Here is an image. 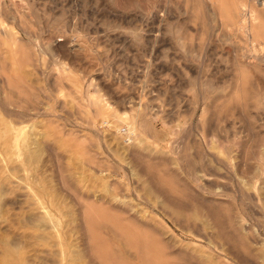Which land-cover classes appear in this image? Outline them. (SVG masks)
<instances>
[{
	"label": "rangeland",
	"instance_id": "374dc122",
	"mask_svg": "<svg viewBox=\"0 0 264 264\" xmlns=\"http://www.w3.org/2000/svg\"><path fill=\"white\" fill-rule=\"evenodd\" d=\"M147 1L139 0L146 12L130 10L132 21L122 23L127 29L121 33L112 29L109 0H0L1 264H76L78 257L77 264H98L107 255L104 264L110 257L107 264H140L136 251L146 264L136 247L140 241L128 245L108 217L133 234L149 233L167 264H264L262 181L256 186L259 203L249 199L264 152V102L256 106L251 88L245 107L235 95L236 70L257 54L250 47L264 33L250 38L241 8L221 24L210 19L207 0ZM256 9L264 30V7ZM208 83L220 89L217 98L208 94ZM95 93L97 105L90 99ZM221 101L227 104L222 109ZM116 115L122 128L136 124L130 142L126 132L110 128ZM88 211L91 228L97 215L107 217L94 228L101 252L86 244L88 224L82 222ZM49 220L59 221L57 229Z\"/></svg>",
	"mask_w": 264,
	"mask_h": 264
},
{
	"label": "bare ground",
	"instance_id": "6f19581e",
	"mask_svg": "<svg viewBox=\"0 0 264 264\" xmlns=\"http://www.w3.org/2000/svg\"><path fill=\"white\" fill-rule=\"evenodd\" d=\"M150 1V0H149ZM204 1V0H203ZM243 2L241 3L242 5L241 6H238V4L236 3V0H233L232 1V3H228V1L227 0H207L205 3H206V9H207V11H208V13H209V15H210V19L212 20V21H219L221 24H223L227 19L228 20H230L231 21V19L235 16V15H237V14H239L240 13V8H241V10H242V13H241V16H242V20H243V24H244V26H246L247 28H246V30H247V33H248V35L250 36V38H251V36H252V34H253V32H255V34L256 33H264V30H259V25L257 24V20L259 21V18H258V11H257V9H256V5H260L261 6V8L262 7H264V0H242ZM146 2H148L147 0H146ZM167 2V1H166ZM109 3L112 5V8H113V10H114V12H115V14H114V16H115V18H116V20H115V23H114V25L112 26V29L113 30H121L120 32L121 33H123V32H125V29H127V28H125V26H122V23H127L128 21H132V20H130V19H132L133 17L131 16V18L129 17L130 15L128 14L129 12H130V10L131 11H133V10H136V11H138L139 12V14H141V13H143V12H146L149 8L147 7V6H143V5H141V3L139 2V0H109ZM198 5V4H197ZM204 6H205V4H204ZM183 8V10H184V14L186 13L188 16H189V18H191L192 19V17H193V13H192V11H189L188 10V8L185 6H183L182 7ZM112 11V10H111ZM131 14V13H130ZM173 14V13H172ZM195 14V13H194ZM135 15H137V14H135ZM134 16V15H133ZM138 16V15H137ZM137 16H136V18H137ZM198 16H200V15H198ZM197 16V17H198ZM203 16V15H202ZM159 18V17H158ZM201 18H203V17H201ZM205 18V17H204ZM261 18V17H260ZM54 20V19H53ZM57 20V19H56ZM135 20V19H134ZM133 20V21H134ZM199 20V19H198ZM21 21V20H20ZM261 21H263V20H261ZM260 22V21H259ZM54 23V22H53ZM231 23V22H230ZM230 23H229V25H230ZM129 24H131L130 22H129ZM202 25V24H201ZM206 25V24H205ZM108 27H110V26H108ZM112 29H110V30H112ZM131 29V28H130ZM140 29V28H139ZM258 31H257V30ZM137 31H139V30H135V29H133V30H129V32L132 34V35H136V33H137ZM3 32V31H2ZM128 32V31H127ZM129 32H128V34H129ZM138 34V33H137ZM255 36V35H254ZM253 37V36H252ZM258 37H260V35H258ZM54 38V37H53ZM138 38V37H137ZM18 39V38H17ZM228 38H226V40H227ZM61 40L62 39H59V40H57L58 42L60 41V44H61ZM253 40H254V38H253ZM260 40H262V41H260ZM257 43H258V46L256 47H250V50L251 51H258L257 52V54L255 53V55H252V59L251 60H248L247 59V57H246V59L247 60H244L243 62H241L240 64H239V68L236 70V71H238V78H237V85H236V87H237V89H236V97L237 98H239L240 100L239 101H237V102H239L241 105H242V107H245L246 106V90H247V88H251V89H254L255 91H253L251 94H252V98L254 99V101H255V103H256V106H259L260 104H262V102H264V101H261V98H262V95H263V92L262 91H260V89H262V88H264V39H260ZM56 41V42H57ZM252 42V41H251ZM64 43V42H63ZM65 43H67V42H65ZM65 43H64V45H65ZM254 44H255V42H253ZM59 44V46H61ZM68 44V43H67ZM75 44V43H74ZM253 44V45H254ZM56 46H58V45H56ZM58 46V47H59ZM70 46H72V44L70 45ZM75 46V45H74ZM77 46V45H76ZM78 47V46H77ZM76 47V48H77ZM43 48V47H42ZM66 49V48H65ZM68 49H70V48H68ZM71 49H73V48H71ZM67 50V49H66ZM71 51V50H70ZM73 52H75V51H73L72 50V53ZM254 53V52H253ZM5 59V58H4ZM69 59H70V57H69ZM229 59V58H228ZM5 61H6V59H5ZM40 62V61H39ZM6 63V62H5ZM237 65V64H236ZM235 65V66H236ZM28 66V65H27ZM236 67H238V65L236 66ZM29 68H30V66H29ZM67 68V67H66ZM27 69V68H26ZM24 70V69H23ZM28 70V69H27ZM15 71V70H14ZM25 71V70H24ZM24 71H22L23 73H24ZM29 71V70H28ZM42 71V70H41ZM13 72V71H12ZM16 72V71H15ZM25 73H26V71H25ZM30 73V72H29ZM26 74H28V73H26ZM26 74H24V76L26 75ZM45 74H46V71H45ZM31 76H32V74H30ZM29 74L27 75V76H30ZM59 77V76H58ZM27 78V77H26ZM227 80V79H226ZM1 81V80H0ZM9 83L11 82V81H8ZM205 82V81H204ZM212 83V82H211ZM8 84V83H7ZM196 84V83H195ZM204 84V83H203ZM206 85H207V83H205ZM209 84V83H208ZM213 84V83H212ZM87 85H89V84H87ZM190 85L191 86H193V82L192 83H190ZM199 85V84H198ZM209 86V89H210V91L208 92V94H210V96H214V97H216L215 96V93H216V91L219 89L218 87L217 88H215V87H212L210 84L208 85ZM190 87V86H189ZM195 87V86H194ZM193 87V88H194ZM199 87V86H198ZM206 87V86H205ZM220 87V86H219ZM225 87H226V85H225ZM225 87H224V89H225ZM235 88V87H234ZM221 89H223V88H221ZM233 89V88H232ZM207 90V89H206ZM205 90V91H206ZM111 92L112 91H114V90H110ZM198 91V90H197ZM219 91H220V89H219ZM195 92V91H194ZM200 92V91H199ZM198 92V93H199ZM204 92V91H203ZM226 92V91H225ZM251 92V91H250ZM6 93V92H5ZM69 93V92H68ZM234 93V92H233ZM71 94V93H70ZM214 94V95H213ZM217 94V93H216ZM250 94V93H249ZM9 95H10V93H9ZM94 95H96V93L94 94ZM94 95H92L91 96V101L93 102V103H95L96 105L97 104H99V102H100V99H99V95L97 96H94ZM116 95V94H115ZM205 95V94H204ZM219 96L221 95V94H218ZM217 95V96H218ZM17 96H19V95H17ZM16 96V97H17ZM84 96V95H83ZM87 96V95H86ZM114 96V95H113ZM208 96V95H207ZM12 97H14V96H12ZM81 97V96H80ZM88 97V96H87ZM118 97V96H117ZM214 97H209L210 98V100H213L214 99ZM250 97V96H249ZM217 98V97H216ZM233 98V97H232ZM13 99H15V98H13ZM20 99H21V96H20ZM115 99H117V98H115ZM119 99V98H118ZM263 99V98H262ZM4 100V99H3ZM26 100V99H25ZM102 100V99H101ZM227 102H228V100L229 99H225ZM14 101V100H13ZM16 101H18L17 100V98H16ZM75 101V100H74ZM214 101V100H213ZM224 101V100H223ZM223 101H221L222 102V104L221 105H219V103H218V105H217V103H216V105L220 108V109H222L221 107L223 106V105H225V104H223ZM19 103L20 102H22V101H18ZM91 102V103H92ZM104 102V101H103ZM102 102V103H103ZM219 102V101H218ZM6 103H8V102H6ZM58 103V102H57ZM77 103V102H76ZM87 103V102H86ZM90 103V102H89ZM10 103H8V105H9ZM101 104V103H100ZM106 104H108V103H106L105 102V105ZM21 105V104H20ZM25 105V104H24ZM80 105V104H79ZM96 105H95V107H96ZM204 105V104H203ZM215 105V107H217ZM227 105V104H226ZM226 105L225 106H223V107H226ZM263 105V104H262ZM26 106V105H25ZM94 106V105H93ZM107 106V105H106ZM105 106V107H106ZM213 106V105H212ZM221 106V107H220ZM79 107V106H78ZM101 107V106H100ZM107 107H109V106H107ZM106 107V108H107ZM209 107V106H208ZM241 107V106H240ZM2 108V107H1ZM14 108V107H13ZM22 108V107H21ZM24 108V107H23ZM80 108V107H79ZM98 108H99V106H98ZM262 108V107H261ZM7 109V108H6ZM33 109V108H32ZM85 109V108H84ZM100 109V108H99ZM99 109H97V110H99ZM105 109V108H104ZM110 109V108H109ZM241 109V108H240ZM12 110V109H11ZM25 110H27V109H25ZM93 111H95L94 109H92ZM106 110H108V108L106 109ZM105 110V111H106ZM219 110V109H218ZM242 110V109H241ZM17 110H15V112H16ZM101 111H103V113H102V115L105 113L104 112V110H101ZM109 111V110H108ZM261 111V110H260ZM29 112V111H28ZM82 112V111H81ZM99 112H100V110H99ZM107 112V111H106ZM202 112H204V109H203V111ZM1 113V112H0ZM24 113V112H23ZM37 113V112H36ZM87 113H88V111H87ZM101 113V112H100ZM12 114V113H11ZM25 114V113H24ZM24 114H23V116H24ZM28 114V113H27ZM86 114V113H85ZM98 114V113H97ZM1 115V114H0ZM37 115V114H36ZM216 115V114H215ZM22 116V117H23ZM29 116V115H28ZM31 116V115H30ZM29 116V117H30ZM3 117V116H2ZM16 117V116H15ZM19 117V116H18ZM37 117V116H36ZM4 118V117H3ZM134 118V117H133ZM136 118V117H135ZM134 118V119H135ZM2 119V118H1ZM0 119V120H1ZM17 119V118H16ZM19 119V118H18ZM17 119V120H18ZM23 119V118H22ZM124 119V118H123ZM133 119V120H134ZM137 119V118H136ZM7 119H5V121H6ZM26 120V119H25ZM24 120V121H25ZM31 120V119H30ZM204 120V119H203ZM202 120V121H203ZM27 121V120H26ZM33 121V120H32ZM135 121V120H134ZM133 121V122H134ZM1 122V121H0ZM12 122V121H11ZM10 122V123H11ZM19 122V121H18ZM22 122V121H21ZM29 121H27V123H28ZM120 122H122L121 121V119H120V115L118 116V115H116L115 116V121L113 122V123H109L110 124V128H113V130H115V134H119L120 132H122V131H124V133L126 132L127 134H128V138L126 139V142L127 141H129L130 139H129V135H133V134H135V130L137 129L136 128V124L135 123H128V122H125L124 123V125L123 126H125V127H123L122 128V126L120 125ZM4 123V122H3ZM2 122H1V125L3 124ZM9 123V124H10ZM20 123V122H19ZM123 123V122H122ZM141 123V122H140ZM7 125H8V123H6ZM13 124V123H12ZM18 124V123H17ZM16 124V125H17ZM143 124V123H142ZM15 125V126H16ZM24 125V124H23ZM30 125V124H29ZM33 125V124H32ZM207 125V124H206ZM9 126V125H8ZM10 126H11V128L13 127L11 124H10ZM21 126H22V123H21ZM95 126V125H94ZM5 127V126H4ZM18 127V126H17ZM25 127V126H24ZM8 128V127H7ZM20 128V127H19ZM26 128H27V125H26ZM122 128V129H121ZM142 128H143V125H142ZM2 129V128H1ZM0 129V130H1ZM22 129V128H21ZM208 129V128H207ZM210 129V128H209ZM7 130V129H6ZM5 130V131H6ZM26 130V129H25ZM24 130V128H23V132L25 131ZM29 130V129H28ZM18 132L20 131L19 129L17 130ZM17 131H16V133H17ZM22 131V130H21ZM13 132V131H12ZM12 132H10V133H12ZM14 132H15V130H14ZM13 132V133H14ZM138 132H139V130H138ZM2 133H4L3 131H2ZM9 133V134H10ZM22 133V132H21ZM20 132H19V134L20 135H22ZM26 133V132H25ZM125 133V134H126ZM113 134V133H112ZM13 135H15V134H13ZM24 135V134H23ZM120 135V134H119ZM231 135V134H230ZM7 136V135H6ZM16 136H17V134H16ZM25 136V135H24ZM23 136V137H24ZM31 136V135H30ZM135 136V135H134ZM146 136V135H145ZM1 137V136H0ZM11 137V136H10ZM18 137H19V135H18ZM21 137V136H20ZM9 138V136L7 137V139ZM16 138V137H15ZM114 138H116L115 136H114ZM121 138V137H120ZM144 138V137H143ZM12 139H14V138H12ZM20 139V138H19ZM2 140V139H1ZM10 140V139H9ZM18 140V139H17ZM21 142H22V137H21ZM19 140V141H20ZM12 141V140H11ZM118 141V140H117ZM123 141H125V139L123 140ZM141 141H142V139H141ZM145 141V140H144ZM1 142H3V140L1 141ZM5 142V141H4ZM3 142V143H4ZM10 142V141H9ZM130 142V141H129ZM3 143H1V144H3ZM13 143V142H12ZM16 143H17V141H16ZM121 143V142H120ZM137 143H138V141H137ZM5 144V143H4ZM21 144V143H20ZM23 144V143H22ZM25 144H27V143H25ZM126 144V143H125ZM37 145V144H36ZM38 145L40 146V144L38 143ZM129 145V144H128ZM38 146V147H39ZM123 146H124V144H123ZM154 146H156V145H154ZM14 147H17V146H14ZM35 147V146H34ZM157 148V147H156ZM228 148H231V147H228ZM125 147H124V151H125ZM10 150H12V149H10ZM10 150H9V152H10ZM127 150V149H126ZM230 150V149H229ZM15 151H16V154H17V152H19L18 151V149L16 150L15 149ZM117 151V150H116ZM228 151V150H227ZM13 152V155H14V151H12ZM39 152V151H38ZM231 152V151H230ZM3 153V152H2ZM5 153H7V151L5 152ZM20 153L21 152H19V156H20ZM121 153V152H120ZM129 153V152H128ZM229 153V152H228ZM261 153V152H260ZM12 154V153H11ZM12 155V156H13ZM27 155V154H26ZM229 155V154H228ZM231 155V154H230ZM11 156V155H10ZM212 156H214V155H212ZM8 157H9V155H8ZM7 157V158H8ZM14 157V156H13ZM17 157H18V154H17ZM27 157H29V155H27ZM35 157V156H34ZM37 157V156H36ZM11 158V157H10ZM19 158V157H18ZM32 157H30V159H31ZM216 158V157H215ZM29 159V158H28ZM200 159V158H199ZM20 160H22V159H20ZM19 160V161H20ZM216 160H217V158H216ZM1 161V160H0ZM219 161V160H218ZM9 162V161H8ZM27 162V161H26ZM13 163V162H12ZM15 163V162H14ZM21 164L23 163V161H21L20 162ZM209 163V162H208ZM219 163H221V162H219ZM20 164V166H23V165H21ZM228 164V163H227ZM226 164V165H227ZM27 165V164H26ZM219 165V164H218ZM223 165V164H222ZM25 166V165H24ZM24 166H23V168H24ZM207 166V165H206ZM254 168V167H253ZM15 169V168H14ZM18 169H19V167H18ZM21 169V168H20ZM27 169H28V165H27ZM244 169V168H243ZM244 170H246V167H245V169ZM243 170V171H244ZM13 171V170H12ZM204 171H206V170H204ZM109 172V171H108ZM91 173V172H90ZM207 173V172H206ZM209 173V172H208ZM207 173V174H208ZM12 174V173H11ZM126 174V173H125ZM204 174V173H203ZM196 175V174H195ZM213 175V174H212ZM252 175V174H251ZM205 176V175H204ZM211 177V176H210ZM252 178H254L255 179V181H253L254 179H252V181L254 182V185H253V183H252V181H250V183H252V185H251V187L252 186H254V188H255V190L253 189H251L252 190V194L251 195H249V199H251V201L252 200H255L254 198H256V200L258 199V200H260L259 199V197H257V195L259 196V192L258 193H256L257 191H260V190H256L257 189V187L259 186H257V182L259 183V182H261L262 181V183H260V184H264V152L262 153V155H260L259 156V160H258V163H257V168H256V170L254 171V174L251 176ZM212 178V177H211ZM218 178V177H217ZM196 179H197V177H196ZM208 179V178H207ZM227 179V178H226ZM91 180V179H90ZM209 180V179H208ZM225 180V179H224ZM196 181V180H195ZM205 181H207L206 179H205ZM229 181V180H228ZM207 183V182H206ZM210 183V182H209ZM203 184V183H202ZM243 184V183H242ZM63 185V184H62ZM209 186H210V184H209ZM257 186V187H256ZM205 187V186H204ZM207 188H209V187H207ZM206 187H205V189H207ZM211 188V187H210ZM253 188V187H252ZM261 188V187H260ZM128 189V188H127ZM213 189V188H212ZM249 189V188H248ZM207 190H209V189H207ZM158 191H160V190H158ZM166 191V190H165ZM169 191H171L170 189H169ZM210 191V190H209ZM212 191V190H211ZM264 191V190H263ZM38 192V191H37ZM202 192H204L205 193V191H202ZM219 192V191H218ZM222 192V191H221ZM208 193V192H207ZM212 193H214V191L212 192ZM250 193H251V191H250ZM8 194V193H7ZM113 194V193H112ZM219 194V193H218ZM257 194V195H256ZM262 195V193L260 194V196ZM117 196V195H116ZM263 196V195H262ZM51 197V196H50ZM114 197H115V195H114ZM119 198H121V197H119ZM120 200V199H119ZM204 200H205V198H204ZM258 200L256 201V202H258ZM34 201V200H33ZM206 201V200H205ZM42 202V201H41ZM44 203V202H43ZM79 203H81L80 201H79ZM161 203V202H160ZM259 203V202H258ZM41 204V203H40ZM54 204H57V203H54ZM83 204V203H82ZM42 205V204H41ZM41 205H39L41 208H42V206ZM259 205V204H258ZM83 207H85V205L83 206ZM56 208V207H55ZM88 209H89V207H87ZM86 208V210H88ZM84 209V208H83ZM21 210V209H20ZM39 210H40V208H39ZM86 210H85V213H86ZM90 210V209H89ZM31 211V210H30ZM45 211H47L46 209H45ZM91 211V210H90ZM90 211H88L87 212V214L90 212ZM94 211V210H93ZM92 211V212H93ZM48 212V211H47ZM84 212V211H83ZM92 212H91V214H92ZM42 213H44V211L42 212ZM41 213V214H42ZM49 213V212H48ZM95 213H98L99 214V212H95ZM101 213V212H100ZM102 214V213H101ZM97 215L96 216V219L95 218H93V219H95L96 221L95 222H97V221H101L100 219L102 218V217H104V215L102 216V215ZM105 214V213H104ZM80 215V214H79ZM83 215H85V214H83ZM46 216V215H45ZM44 216V218H46ZM52 216H53V214H52ZM52 216H49V218H51L52 219ZM81 216H82V214H81ZM80 216V217H81ZM87 215H85V217H86ZM102 216V217H101ZM149 216V215H148ZM155 216V215H154ZM79 217V218H80ZM101 217V218H100ZM106 217V216H105ZM104 217V218H105ZM112 217V216H111ZM83 217H81V219H82ZM107 218V217H106ZM50 219V220H51ZM73 219H74V216H73ZM88 219H90V213L88 214V216L85 218V223L84 222H82L83 224H88V225H90V227H88V225H87V227L86 228H88V233H89V241L88 242H90V244L87 242L86 244H88V246H90V247H92V248H96V249H98V247H99V243H98V241H95L96 240V237H94L95 235H94V232H95V230H94V228H97L98 226V224H99V222H98V224L97 223H94L93 225H95L96 224V226L94 227V228H91L92 226H91V224H90V222H89V220ZM103 219V218H102ZM116 219L117 218H115V220L114 219H112V218H110V220H109V217H108V221H109V225L111 226V228L113 229V231L114 232H116V234L118 233V235H120L121 237H123V238H125V240L127 241V244L128 245H131L132 243H133V241L134 242H136L137 240H139L140 241V245L138 246V245H136V244H132L133 246L134 245H136V247L139 249V254H140V252L141 253H143V256H146L147 257V259H146V261H145V263L146 264H167V262H166V259L160 254V252H159V247L156 249V246H155V242H154V240L155 239H152V237L151 236H149V233L147 234V232L145 231V233H140V231H137V233H135V234H133V231L132 232H128L125 228H123L122 226H120L119 224H118V222L116 221ZM50 220H49V222L48 223H50ZM55 220V219H54ZM59 220V219H58ZM55 221L54 223L56 224V222L58 223L59 221ZM118 220V219H117ZM42 221V220H41ZM44 222L45 221H47V218H46V220H43ZM102 221H104V219L102 220ZM108 221H106V223L108 224ZM38 222V221H37ZM43 222V223H44ZM70 222V221H69ZM93 222V221H92ZM105 222V221H104ZM103 222V223H104ZM120 222V221H119ZM243 222H244V220H243ZM246 222V221H245ZM244 222V223H245ZM39 223V222H38ZM53 222L52 223H50V224H54ZM72 223H73V221H72ZM106 223L104 224V225H106ZM46 225H48L47 223H45ZM45 224H43V225H45ZM61 224V223H60ZM70 224V223H69ZM121 224V223H120ZM249 224V223H248ZM19 225H20V223H19ZM34 225V224H33ZM40 225H42V224H40ZM57 225V224H56ZM56 225H53V229L54 228H56V227H54V226H56ZM59 225V224H58ZM58 225H57V227H58ZM72 225V224H71ZM76 225V224H75ZM103 225V226H104ZM36 226V225H35ZM49 226H51V225H48V227L47 228H45L46 230H48L49 229ZM67 226H70V225H67ZM101 226V225H100ZM102 226V227H103ZM198 226V225H197ZM250 226V225H249ZM39 227V229L40 230H42L43 231V229H41L40 227L41 226H38ZM43 227H45V226H43ZM42 227V228H43ZM64 227V226H63ZM72 227V226H71ZM74 227V226H73ZM101 227V228H102ZM52 228V227H51ZM69 228V227H68ZM99 228V227H98ZM105 228V227H104ZM57 229V228H56ZM55 229V230H56ZM65 229H67V227L65 228ZM84 229V228H83ZM94 231H93V230ZM107 229V228H106ZM105 229V230H106ZM229 229V228H228ZM35 230H37V229H35ZM59 230V229H58ZM61 230V229H60ZM59 230V231H60ZM97 230V229H96ZM99 231H100V229H98ZM247 230H248V228H247ZM246 229H245V231H247ZM81 231H83V230H81ZM86 232H84V233H87V230H85ZM99 231H98V233H99ZM46 232V231H45ZM45 232H43V234L45 233ZM48 232V231H47ZM49 232H51L50 230H49ZM48 232V233H49ZM97 232V231H96ZM95 232V233H96ZM101 232V231H100ZM107 232H108V230H107ZM142 232V231H141ZM251 232V231H250ZM54 233V232H53ZM53 233L51 232L50 234L51 235H53ZM57 233V232H56ZM56 233H54L55 234V236H56ZM83 233V234H84ZM109 233V232H108ZM42 234V233H41ZM49 234V236H51ZM72 234V233H71ZM101 234H103V233H101ZM38 235V234H37ZM46 235V234H45ZM58 235H60V233L58 232ZM108 235V234H107ZM110 235V234H109ZM85 236V235H84ZM97 236V235H96ZM61 237V236H60ZM155 237V236H154ZM32 238H34V237H32ZM38 238V237H37ZM44 238H46V237H44ZM54 238V237H53ZM52 238V239H53ZM56 238V237H55ZM111 238V237H110ZM260 238V237H259ZM40 239H41V237H40ZM43 239V238H42ZM57 240L59 239L58 237L56 238ZM112 239V238H111ZM44 240V239H43ZM60 240V239H59ZM207 240V239H206ZM209 240V239H208ZM251 240V239H250ZM44 241H46V240H44ZM54 241V240H53ZM60 241H62V240H60ZM102 241V240H101ZM111 241V240H110ZM109 241V242H110ZM113 241V240H112ZM111 241V243H113L115 246H117L116 245V243H114V242H112ZM120 241V240H119ZM138 241V242H139ZM253 241V240H252ZM256 241V240H255ZM58 242V241H57ZM57 242H55V243H57ZM68 242V241H67ZM102 242H104V241H102ZM117 242V241H116ZM137 242V244H139ZM218 242V241H217ZM254 242V241H253ZM58 243H60V242H58ZM106 243H108V242H106ZM110 243V244H111ZM210 243V242H209ZM85 244V245H86ZM122 244V243H121ZM121 244H119V245H121ZM159 244V243H158ZM238 244V243H237ZM55 245V244H54ZM68 245H70V246H72L71 244H68ZM64 245H61L60 246V248L62 247V250H63V248H65V246L63 247ZM88 246H87V249H88V251L89 250H91V251H93L94 252V250L95 249H93L92 250V248H88ZM98 246V247H97ZM122 246V245H121ZM120 246V247H121ZM124 246H126V248L128 247L127 245H125V243H123V247ZM158 246H160V244L158 245ZM51 247H53V246H51ZM56 247V246H55ZM58 247V246H57ZM108 247V249H110V250H112V245H111V247L109 248V246H107ZM119 246H118V248H120ZM130 248H132L131 246H129ZM161 247V246H160ZM59 248V250H61ZM125 248V249H126ZM164 248V247H163ZM201 248V247H200ZM100 249V248H99ZM98 249V250H99ZM104 249V248H103ZM124 250V248H122L121 247V252ZM132 249H134V248H132ZM70 250V249H69ZM73 250V249H72ZM98 250H96L98 253H100ZM102 250V249H101ZM113 250H114V248H113ZM112 250V251H113ZM130 250V253H131V249H129L128 248V251ZM134 250H136V249H134ZM160 250H161V252H162V249L160 248ZM164 250H165V248H164ZM91 251H89V253L91 252ZM104 252H105V250H103ZM125 251H127V250H124L123 252L124 253H126L127 254V252H125ZM4 252V251H3ZM11 252V251H10ZM18 252V251H17ZM20 252V251H19ZM78 252V251H77ZM119 252V251H118ZM122 252V253H123ZM133 252V251H132ZM220 252V251H219ZM1 253V252H0ZM53 253V252H52ZM55 253V252H54ZM53 253V254H54ZM61 253L62 254H65V253H63L62 251H61ZM61 253H59V254H61ZM74 253H76V252H73V254ZM92 253V252H91ZM110 253H112V252H110ZM221 253V252H220ZM2 254V253H1ZM8 254V253H7ZM18 256H19V254L18 253H16ZM52 254V255H53ZM68 254V253H67ZM72 254V255H73ZM77 254V253H76ZM76 254L74 255V257L73 256H71V257H73V258H76ZM97 254V253H96ZM96 254L94 255V256H96ZM106 254V253H105ZM104 254V255H105ZM136 254H137V256H138V260H139V263L140 264H142V258H143V260H144V257H142V255L141 256H139L138 255V253H137V251H136ZM22 255V254H21ZM55 255V254H54ZM58 255V252H57V254H56V256ZM103 255V253H100L98 256H99V258H102L101 256ZM124 255V254H123ZM128 255H129V253H128ZM128 255L126 256V257H128ZM131 255L133 256V254L131 253ZM59 256V255H58ZM57 256V257H58ZM67 256V255H66ZM97 256V257H98ZM108 256V255H107ZM107 256H106V258H107ZM114 256H115V258H118L117 256H116V254H114ZM130 256V255H129ZM131 256V260H132V258L134 257H132ZM14 257V256H13ZM17 257V256H16ZM22 257V256H21ZM78 257V256H77ZM104 257V256H103ZM220 257V256H219ZM23 258V257H22ZM94 258H96V257H94ZM105 257H104V259H98V258H96L97 260V262L98 261H100V263L98 262V264H101V262L103 263V261H105V259H106ZM124 258V257H123ZM135 258V257H134ZM133 258V259H134ZM2 259V258H1ZM16 259V258H15ZM21 259V258H20ZM77 259V258H76ZM76 259H74V263H76L77 264V262L75 261ZM109 259H111V257L109 258ZM108 259V261L106 262V264L110 261ZM124 259H126V258H124ZM128 259V258H127ZM17 260V259H16ZM22 260V259H21ZM70 260V259H69ZM73 259H71V261H72ZM77 260H79V257H78V259ZM129 260V259H128ZM138 260H136V261H138ZM22 261H24V259L22 260ZM70 261V262H71ZM80 261V260H79ZM130 261V260H129ZM2 262V261H1ZM68 262V261H67ZM67 262H66V264H67ZM69 262V263H70ZM73 262V261H72ZM132 261H130V263H131ZM133 262H134V260H133ZM132 262V263H133ZM17 263V262H16ZM79 263H81V262H78V264ZM114 263H115V261H114ZM1 264V263H0ZM3 264H4V262H3ZM6 264V263H5ZM21 264V263H20ZM104 264V263H103ZM116 264H117V262H116ZM127 264H129L128 263V261H127ZM135 264H136V262H135ZM138 264V263H137Z\"/></svg>",
	"mask_w": 264,
	"mask_h": 264
}]
</instances>
